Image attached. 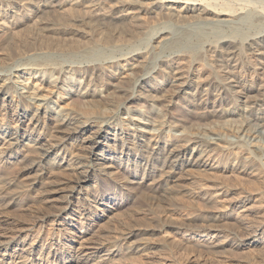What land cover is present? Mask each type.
Wrapping results in <instances>:
<instances>
[{"label": "bare ground", "instance_id": "6f19581e", "mask_svg": "<svg viewBox=\"0 0 264 264\" xmlns=\"http://www.w3.org/2000/svg\"><path fill=\"white\" fill-rule=\"evenodd\" d=\"M245 2L246 0H0V30H11L12 27H17L19 21H8L7 16L9 12L16 13L27 6L36 7V10L43 15L44 13L55 15L54 18L41 20L31 18L35 34L34 32L31 36L23 34L24 36L21 37L23 49L20 48L22 54L19 53L20 57L14 61L12 68L8 67L11 68L8 69L9 74L0 75V111L4 113L14 111L19 122L27 123L13 127L8 121L1 122L0 119V140H2L0 154L3 158H14L21 167L18 166L20 169L17 172V178L15 177L16 180L14 178L15 181L21 180V186L18 188L27 191L28 186L44 182L43 184H48L50 187L47 194L65 193L64 204L67 206L71 203L69 199L79 200L87 194L89 184L100 182L99 178L102 180L104 178L117 186L124 185L128 179L121 176L120 172L127 169L129 165H134L144 172L142 182L150 187L145 193L147 198H168L169 190L172 188L169 185L171 180L176 174L182 172L192 170L211 172L218 169L229 176H234L235 173L254 176L256 172L254 163L259 161L256 144H251L250 151L248 150L247 153L248 157L243 158L240 156V151L230 152L237 146L206 142L195 136L178 140H175L172 134L167 137L164 132L165 125L162 122L155 121L154 123L153 121V123L145 124L144 128L126 127L122 121H129L130 118L119 117L121 109L125 107L124 104H119L113 113L100 112L93 105H112L108 92L103 93V89L98 88H95L96 90L87 88L86 91L77 94L73 86H61L63 82L73 83L75 76L92 79L103 73L102 71L106 68L116 65L123 77H119L120 81L117 84H111L115 93L130 92L132 94L136 87L141 86L147 80L142 77L149 74L153 57L159 52L166 51L170 55L163 61L167 68L171 66V62H177L185 56L182 54L186 50L185 47L194 43L198 44L200 41L204 53L209 58H216L218 63H222L220 70H215V72L219 74L217 78L222 77L221 79L226 81L219 82L220 89H224L223 91L227 88L245 87V81L242 78L239 79V76L243 74L241 70L244 66L254 69L253 72L258 71L252 82L258 83L257 86L263 97L250 100L246 94L248 89L243 88L241 100L238 98L234 100L239 106L237 110L244 112L250 104H258V101L264 105V0H261L258 8H249ZM153 14L158 17L157 20L160 18L162 20L160 19L158 27L150 28L143 19H145L144 16L147 18L148 15L153 16ZM247 19L249 23L246 22ZM187 21H191V24H182L188 23ZM167 24L173 27L166 26ZM189 27L203 29L209 35L203 39L201 36L193 39V33L187 30ZM138 35L145 36L144 46L147 43L149 46L154 42L156 46L150 45L148 49L146 46L143 48V44L137 46L134 42L139 41L136 40ZM14 36L16 37L17 34ZM120 46L131 47L128 48L131 50L118 54L121 58H114L116 59L114 60L112 57L117 52L111 49ZM143 49L146 50L142 52ZM242 50H246V53H242ZM108 53L110 57L105 64L91 65L86 69H76L73 67V62L69 60L52 59L54 55H74L101 57L104 61ZM3 58L5 59L6 56ZM256 61L260 65L259 68L252 65ZM5 68L7 67L0 66V72ZM183 70L182 67H176L174 70H167V74L183 80L186 78L184 75L191 72ZM19 72L28 74L33 79L20 80ZM12 77H16L17 80L13 82ZM77 83L81 81L76 80V85ZM132 99H134V94L130 95L127 101ZM127 109L124 111L128 112ZM237 110L226 109L222 115L230 117L238 114ZM146 125L157 130L154 132L153 128L147 129ZM231 155L236 156H234V161L231 160ZM54 168L69 173L67 174L69 177L63 179L64 181L54 180L49 175L50 170ZM44 179L45 181L42 182ZM11 182H0L1 193L8 195V198L12 197L13 190H15L8 189L14 185H11ZM223 193L221 191L218 195L221 196ZM16 195L14 200L17 198ZM105 197L102 195L101 201ZM257 197L249 191L244 195L236 194L231 199L234 206H241L237 214L235 211L232 215L233 213L229 212L226 207L220 206L210 210V214L199 218L200 222H193L191 227L194 230L202 228L204 231L209 228L214 229L219 225L226 226L227 223L229 226L234 224V228L238 227L237 231L240 228L242 229L240 232L245 233L242 241L239 244L236 242L238 249L249 251L260 248L264 254V216L259 214L260 216L257 217L258 211L256 212L253 205L246 207L248 203L257 202L259 200ZM99 201L94 199V205H97ZM58 211L62 212L60 209ZM101 214L99 221L108 219L110 215L105 211H101ZM54 216L59 217L60 213ZM96 222L88 226H95ZM230 222L233 224L231 225ZM165 228H168V225L163 224L158 228L159 230L155 229V232L162 234ZM147 229L137 230L136 228L134 232L128 234L129 237L125 235L123 240L126 241L128 252H140L142 255L146 242L139 239L136 243L138 245L132 246V242H127V240L136 235L135 231L143 236L149 235ZM218 233L210 235V238L215 239V245L212 244L215 247L223 246L228 242V237H223ZM195 234H198V238L202 240L208 236L198 232ZM72 244L75 243H71V246H66V244L64 246L61 242L52 239L47 247L52 251L54 255L52 258L55 260L60 257L59 253L67 256L66 260L60 257L62 264L75 262L103 264L107 260L114 262L119 251L115 245L110 243H101L94 247H78L81 249L74 251L75 247ZM7 245L0 246V264H33L35 260H41L42 256L40 254V257L35 256L33 251H30L27 257H23L20 248L12 249L18 246L17 243L12 244L13 247L10 244Z\"/></svg>", "mask_w": 264, "mask_h": 264}, {"label": "rangeland", "instance_id": "374dc122", "mask_svg": "<svg viewBox=\"0 0 264 264\" xmlns=\"http://www.w3.org/2000/svg\"><path fill=\"white\" fill-rule=\"evenodd\" d=\"M245 3L247 6L249 5V8H258L261 5V0H246ZM24 9L16 13L9 12L7 16L8 21H19L17 27H12L13 29H9L10 31L6 29L0 30V52H2L0 53V66L7 67L4 71L0 72V75L9 74L8 69H11L14 61L20 57L19 53L20 55L22 54L20 52L22 51L20 48L23 49L21 37L27 34L31 36L33 32L35 34L31 18L32 20H41L55 17L54 14L46 15L44 13L43 15V13L38 12L37 8L33 6H27ZM7 10L10 11L9 8ZM153 16L148 15L147 18L144 16L145 19L142 17L150 28L154 26L158 27V23L162 20L161 18V20H157L158 17L154 14ZM149 17L151 18L148 19ZM246 22L249 23V19ZM147 23H145L146 28H148ZM182 24L188 25L191 24V21ZM166 26L171 25L167 24ZM172 30L175 31L176 28H172ZM187 30H191L189 33H193H191L193 39H197L198 36H201L203 39L209 35L203 29L189 27ZM12 34H17V36L15 37ZM136 40L140 41L134 42L137 46L140 44L144 46V43H146L144 35H138ZM147 44L145 46L148 49L150 45H155L156 43H150L149 46ZM128 48L131 47L120 46L119 48H112L111 50L117 52L112 58H121L118 57V54H124L131 50ZM184 49L186 50L182 54L185 56L179 59L178 63L171 62V66L167 68H165L166 65L163 61L170 56L168 52L162 51L154 56L152 68L149 70L151 73L149 72V74L142 77L143 79L147 78L148 81L146 80L143 83L144 86L142 84L135 88L132 92L134 94V99L132 100L127 101L130 95H132L130 92L117 94L112 87L113 85H111L117 84L120 81L119 77L122 76V73L120 74L121 70L116 65L106 68V71L103 70V73L96 75L92 79H83L74 75L75 80H73V83L63 82L61 86H73L77 94L86 91L85 89L87 88H91L92 90L98 88L103 89V93L108 92L110 95H107L110 96L112 105H93L100 112L113 113L119 104H124L125 107L121 109L119 117L123 119L130 118L129 121H122L126 127L134 128L135 126L144 128L145 124L153 123V121L154 123L155 121L162 122L165 125L164 132L167 137L172 134L171 136L175 140H178L195 136L200 137L206 142H220L232 147L237 146L236 149L230 152L240 151V156L243 158L248 157L247 153L250 151L251 144H256L259 161L257 158V161L254 163L255 175L249 176L244 173H235L234 176H229L218 169L211 172H200L198 170L182 172L181 174H176L171 180L169 185L172 188L169 190L168 198H147L145 193H147L150 187L145 186L142 182V177L145 176L144 172L134 167V165H129L127 169L121 171L122 173L120 172L121 176L128 179V182L124 185L117 186L108 180H104V178L103 180L99 178L100 182L96 181L89 184L87 194H84L79 200L75 198L69 199L71 203L66 206L64 204L65 193L47 194L50 187L48 184H43L45 179L42 180L43 183L28 186L27 191H22L18 188L21 186V180H15L17 172L21 167L14 158H3L0 154V182H11L12 180L11 185H14L8 189L10 191L12 189L16 190H13L14 195L12 193L11 200L7 197L8 195L1 193L2 190L0 189V246L4 247L10 244L13 247L12 244L17 243L18 246H14L12 249L20 248L23 257H27L30 251H33L35 256H39L40 254L42 256H39L41 260H35L33 264H62L60 257L65 260L67 259V256L62 253H59L60 257L58 259L52 258L54 255L47 247L52 239L61 242L64 246L65 244L66 246H71V243H75L72 244L75 247L74 251L87 246L94 247L101 243L115 245L119 251L117 257L114 258V262L107 260L103 264H264V254L260 248H254L249 251L238 249L237 245L242 241L245 233H241L242 229L240 228L237 231L238 227L237 229L234 228L233 226L235 225L232 222H230V224H233H231L232 226H229L227 223L228 226L227 224H225L226 226L219 225L214 228L215 230L212 228L210 230L209 228L202 231V228L194 230L191 227L193 222L198 223L199 218L210 214V210L212 211L214 210L213 208L220 206L226 207L229 212L233 213L232 215H234L235 211V214H237L241 206H234L231 198L235 197L236 194L244 195L247 191L255 194V196L257 195L259 200H257L258 203H248L246 207L253 205L256 212L258 211L257 217L261 214L264 216V105H262L261 101H258V104H250V107L243 112L237 110L239 106L234 102L236 98L241 100L243 88L249 90L246 91V94L250 100H258L263 97V95L261 97L257 86L258 83L252 82L258 71L253 72L254 69L244 66L241 70L243 74L239 76V79L242 78L245 81V87L227 88L223 91L224 89H220L219 82L224 83L226 81H223L222 77V79L217 78L219 74L215 72V70H220L219 68L222 66V63H218L216 58H209L204 53V48L200 45V41L198 44L194 43ZM144 50L146 49H143L142 52ZM8 51L10 52L8 53ZM242 53H246V50H242ZM4 56H6L5 59L3 58ZM11 56L13 57L11 58ZM52 57L54 60H69L73 62V67H76V69H86L91 65L105 64L110 57V53L106 55V60L104 61H102L103 58L95 56L54 55ZM2 59H7L8 61L6 60V62ZM91 61L94 62L90 63ZM252 65H256L257 68L260 67L257 61ZM179 66L182 67V70L191 71L189 74L184 75L186 78H183V80H178L177 77L167 74L171 69L180 68ZM163 70L166 71L164 72ZM18 74L20 80L24 78L33 79L23 72H19ZM62 79L65 80L64 77ZM12 80L14 82L17 79L16 77H12ZM76 80L81 81L82 84L77 83L76 85ZM85 106L88 105L85 104ZM125 108H128V112L124 111L126 110ZM226 109L237 110L238 114L225 117L222 115V112ZM0 119L1 122L8 121L13 127L27 124L26 122H19L14 111L5 113L4 111H0ZM146 128L152 129L153 127L146 125ZM152 130L155 132L157 129L153 128ZM1 143L2 140H0V148L2 146ZM26 153H28L27 150ZM234 156L231 155L232 161L236 157ZM57 170L56 168L50 170L49 175L54 180L64 181L65 178L69 177L67 175L69 173ZM219 189L224 192L221 196L218 195L221 192ZM15 193H18L19 196ZM15 195L17 198L14 200ZM102 195L106 197L101 201ZM94 199L100 200L97 205H94ZM58 209L62 212L58 211ZM80 209H82V212H78ZM101 211L108 212L110 214L109 218L99 221L102 217ZM58 213H60V216L55 218L54 215ZM92 222H96L97 224L91 227L88 226ZM163 224L168 225V228L164 229V233L155 232V229L157 230ZM136 228L137 230L148 228L147 230L149 231V235L144 236L135 231L134 234L136 235L127 240V242H132V246H137L138 244L136 243H138L139 239L141 241L144 240L143 242H146V247L143 248L142 255L140 252H128L129 249L126 247V241L123 240L126 237L125 235L129 237L130 235L128 234L134 232ZM233 229L238 233L234 232ZM191 232L207 234L208 236L202 240V238H198V234L196 235ZM215 233L226 238L228 237V242L223 245L224 247L213 246L215 245V239L210 238V235L213 236ZM13 240L14 243L11 244ZM139 243L142 242L139 241ZM40 246L43 247L41 248ZM140 247L142 248L143 246ZM79 263L77 262L76 264Z\"/></svg>", "mask_w": 264, "mask_h": 264}]
</instances>
